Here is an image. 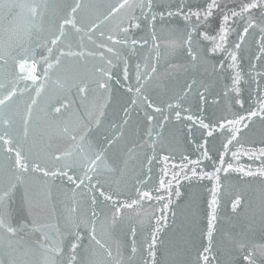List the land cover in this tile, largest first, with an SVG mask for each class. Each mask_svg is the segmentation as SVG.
Segmentation results:
<instances>
[{"label":"water","instance_id":"obj_1","mask_svg":"<svg viewBox=\"0 0 264 264\" xmlns=\"http://www.w3.org/2000/svg\"><path fill=\"white\" fill-rule=\"evenodd\" d=\"M178 2L195 9L208 0H152L151 13L147 0H0L2 264H68L77 233L83 239L75 251V264H143L150 260L147 249L153 235L157 240L155 264H204L198 257L209 243L213 185L218 188V205L211 264H244L240 245L254 249L257 264H264L260 256L264 248V175L258 174L264 168V156H260L264 148V112L260 111L264 80L257 89L248 76L252 63L264 70V58L255 59L260 55L264 18L259 9L252 11L257 26L249 29L238 50L244 76L241 107L231 91L233 70L228 67L227 52L210 54L211 37L218 40L223 13L217 10L212 21L199 29L208 33V40L193 34V59L186 40L194 19L159 17ZM245 2L221 0V7L238 10ZM151 15L157 16L154 26L145 19ZM137 21L139 28L133 27ZM246 23L247 14L229 21L231 31L225 45L229 51ZM125 28L129 30L122 31ZM134 39L147 43L134 46ZM101 83L107 87L101 88ZM137 86L142 92L135 91ZM177 111L180 119L175 116ZM250 111L257 115L237 125V140L225 156L226 164L245 172L221 171L219 184L191 177L192 165L184 158H199L198 171H213V162L218 163L222 145L231 135L227 128L221 131L219 123L247 117ZM189 115L216 124V132L206 137L198 123L187 120ZM105 137L115 138V142L107 147ZM205 139L211 161L203 160L197 148ZM237 151L241 155L234 160L232 153ZM16 152L28 163L27 172L16 167ZM249 152L256 158L250 159L245 154ZM93 161L94 170L88 173ZM34 163L49 171L70 169L69 174L78 178L92 175V187L87 180L85 186L76 188L66 177H45L32 171ZM179 165H184L191 178L181 175L178 184L173 181L169 201V192L157 189L162 179L170 180L173 173L180 172ZM248 170L256 174L248 176ZM101 190L112 200L101 196ZM143 191L164 199L141 200L138 192ZM237 197L241 202L233 211ZM133 200L138 202L122 207ZM166 203L168 208L162 213ZM116 208H120L118 213ZM162 215L165 219L157 223ZM93 223L95 239L90 232ZM61 245L63 252L58 255ZM133 246L135 253L131 252Z\"/></svg>","mask_w":264,"mask_h":264},{"label":"snow or ice","instance_id":"obj_2","mask_svg":"<svg viewBox=\"0 0 264 264\" xmlns=\"http://www.w3.org/2000/svg\"><path fill=\"white\" fill-rule=\"evenodd\" d=\"M227 7V6H225ZM185 9H187L185 11ZM259 9L260 10V15L261 18H264V0H247V2L245 3H241L239 6V9H235V8H227V11H224V9L221 7V0H208V2L206 3L205 6L203 7H197V8H192L190 6H188L186 3H180L178 2L177 5L175 6V8L172 9H168L166 11H161L159 13V17L161 20H163L165 18V16L167 17H174V16H182L183 19L186 22H191L194 19V23L192 24L191 29L188 32L187 35V40L186 43L188 44V54L190 56H192L193 59L196 58V56L194 55V53L191 50V44H192V39H193V34L197 33L200 36L203 37V39L208 40L210 37L208 35L207 32H199V29L203 26H206L208 23H210L213 19L214 14L217 12V10H220L223 14L220 17L221 22L218 25V40L216 36H212V42H213V47L210 49V54L211 55H215L216 53H224L227 52L228 57L230 58V63L228 64V67L230 69L233 70V76H232V89L231 91L233 93H235L236 95V100L235 102L237 104H239L241 107H243V103L244 101L239 99V95H240V85L242 80L244 79V76L241 74L240 71V66H239V61H238V50L241 48L243 40L245 38V35L248 33L249 29L252 27L257 26L256 25V21L255 19L252 17V11ZM147 11L149 13H151L153 11L152 9V0H147ZM245 14H247V23L246 26L243 29V34H241L239 36V40L238 42H235L233 45V48L231 51H229L225 45L228 42V37L230 34V27L229 25V21L230 20H234L237 17L240 18H245ZM145 19H149V21H151L153 23L154 26V22L157 19L156 15H151L150 18L148 16H145ZM133 27L135 28H139L140 27V23L139 21H137ZM128 28L122 29V31H128ZM260 31L261 33H264V26L260 27ZM110 40H112L113 43L118 42L116 40L115 37H109ZM156 37L154 35V30H153V40H155ZM53 44L56 43V40L54 39L52 41ZM125 43H127V41H125ZM133 45H137V44H146L147 41H138V40H133L132 41ZM109 51H111V49H109ZM63 50H61V55H63ZM79 54V53H77ZM262 58H264V35L261 36V43H260V55H257L255 57V59L257 61H260ZM58 62V61H57ZM110 63V61H109ZM49 67H51V65H49ZM139 67V66H138ZM221 67H223V65H221ZM250 69L251 71L248 73L249 78L251 79V81L253 83L256 84L257 89L260 88V81L264 80V70H259L257 68V64L252 63L250 64ZM152 72H155V68L152 69ZM255 73V75H252V73ZM32 75H34V73H31ZM108 79L112 78L111 73H107ZM38 79V77H37ZM123 79L126 81L128 79V72H127V67L124 68L123 71ZM141 83V77H137V84L140 85ZM101 88H105L107 87V84L105 83H101L100 84ZM129 92L133 91L132 88H128L127 89ZM82 92L85 91V89H81ZM135 91L137 92H142V88L141 86H137L135 88ZM201 99H203V97H201ZM261 107H260V111L264 112V99H261L260 101ZM149 107H153V105L151 103H149L148 105ZM169 107H172V105H169ZM60 108H56L55 111L58 113L60 112ZM156 112H160L161 109L160 108H155ZM126 114H127V110H126ZM257 115V112L255 111H250L248 113V116H240L238 119L236 120H226V121H221L218 125L219 129L222 131L225 128H227V130L231 133V135L226 138V142L223 143L222 147L224 149V151L219 153L218 156V163L217 162H213L212 168L213 171H204V170H200L198 171V169H200V165L202 163L201 159H196V160H189L188 157H185V160H188V163H190L192 165L190 172H191V177H197L199 179H208V180H215L216 184H219L220 182V176L219 173L221 171H223L224 173H228L229 171H239V172H245V170L243 168H236L234 169L233 164L232 163H227L225 161V156L227 155V152L229 150V146L233 143V141L237 140V133H239L240 128L237 127V125L239 124H243L244 121L246 119H250L251 117H254ZM175 116L177 119L181 118V113L179 111H177L175 113ZM165 120L168 119V117H164ZM148 120L151 121L153 120L152 116H148ZM187 120L192 121L193 123H198L199 127L205 130V136L206 137H212L214 132H216L217 130V125L214 123H205L204 120L196 118L194 120L193 116L189 115L187 116ZM124 123L126 124L127 121L125 120ZM99 126V125H97ZM246 127V125H244ZM73 139H75V137H73ZM106 140V146L110 147L114 142H115V138H109V137H105ZM208 141L207 139H205L202 143H199L197 145L198 150H201V157L203 158V160H213L212 155H210L209 150L207 149L206 145H207ZM8 151H11V149H7ZM249 156V158H256L255 153H245ZM241 153L239 151L237 152H233L232 153V158L234 160H238L240 157ZM260 156H264V148L260 149ZM56 159H60V156H56ZM100 157L97 156L96 159L98 160ZM165 160L168 159V157H164ZM94 164L95 161H93V164L91 166L88 167L87 172L91 173L94 170ZM16 167L22 171V172H27L29 170L28 167V163L23 159V157L20 156L19 152H16ZM176 167V166H174ZM180 168V172L178 173H173L172 177L170 180H161L160 181V186L157 189V191H160L161 189L167 190L169 192V201H170V196H171V189H172V184L173 181H175L177 184L179 183V177L181 175H183L184 179H190L191 177L188 175V173L185 171L184 165H179L178 166ZM32 171L33 172H40L43 174V176L48 177H66L67 180L72 183L76 188H80L82 186H85V180H87L89 182V186L92 187L91 185V181L93 179L92 175L86 174L83 177H76L74 175H70L69 172L71 171L70 169H54L49 171L46 168H41L40 165L38 163H34L32 165ZM246 175L248 176H252L256 173H253L251 170H248L246 173ZM260 175H264V168H261L259 170ZM165 175H167V172H165ZM97 185H99V181L97 180ZM13 191H14V187H13ZM213 198L210 202V209H212L210 218L208 220V232H207V237L209 240L208 246L203 248V252L200 254V256L198 257V260H202L204 262V264H211L210 261V253H211V249H212V243H211V238H212V234L214 231V221L216 220V206L218 205V200L216 198V193L218 192V188L216 187V185H213ZM4 197H7V193L3 194ZM100 195L101 196H105V193L103 190L100 191ZM175 195L178 197L180 196V192L177 189L175 191ZM138 196L139 199L143 200V199H157V200H162L164 199L162 196H156L153 197L152 194L148 191H143V192H138ZM105 199L107 200H112V196L108 195L105 196ZM138 201L133 200L131 204H124L122 205V207H132L133 204H136ZM240 198L237 197L235 199V201L232 203V210L236 211L237 208L240 205ZM93 203H95V201H93ZM168 208V204H164L163 208H162V213L164 210H166ZM115 211L118 213L120 211V208H116ZM93 215L95 216V213H93ZM165 219V217L162 215L160 220L157 221V223H160L161 221H163ZM113 220L115 221V217H113ZM9 231H11L13 234L15 233V229L11 228L9 229ZM157 231H159V229H157ZM91 232V236L93 239H95V224L93 223V226L90 230ZM83 237L80 233L76 234V238L73 240V242L70 245L69 248V261L68 264H75L76 261V255H75V251L76 249L80 246V241H82ZM156 236L153 235L151 242L148 244V249H147V255L150 258L146 259L143 264H155V247H156ZM240 250L242 253V260L244 262V264H257V260H256V252L254 249H247L246 250V246L245 245H240ZM137 251L136 247L133 246L131 248V252L135 253ZM63 252V247L61 245V249L60 252H58L57 254H62ZM260 256L262 258V260H264V248L261 249L260 251ZM0 264H2V262H0Z\"/></svg>","mask_w":264,"mask_h":264}]
</instances>
